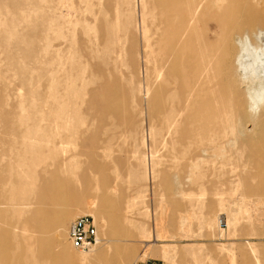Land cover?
Here are the masks:
<instances>
[{
  "label": "rangeland",
  "instance_id": "obj_1",
  "mask_svg": "<svg viewBox=\"0 0 264 264\" xmlns=\"http://www.w3.org/2000/svg\"><path fill=\"white\" fill-rule=\"evenodd\" d=\"M150 1L0 0V226L11 232V263L38 264V233L23 222L38 206L36 185L52 175L61 203L50 195L48 207L96 216L88 251L67 237L71 260L264 264V193L241 172L232 135L191 133L178 121L171 131L173 114L164 121L155 104L145 107L142 26L158 25ZM223 118L232 119L214 121ZM246 173L264 179V168ZM64 183L85 205L67 203Z\"/></svg>",
  "mask_w": 264,
  "mask_h": 264
},
{
  "label": "bare ground",
  "instance_id": "obj_2",
  "mask_svg": "<svg viewBox=\"0 0 264 264\" xmlns=\"http://www.w3.org/2000/svg\"><path fill=\"white\" fill-rule=\"evenodd\" d=\"M147 6L154 17L158 16V25L156 33H150L149 26H142L145 107L155 104V112L164 121L173 114L176 125L171 131L178 129V121L191 133H210L212 138L232 135L228 143L238 149L241 172L250 180L259 181L256 191L264 193L263 177L246 173L248 164L257 171L264 168V0H151ZM246 94L252 102L250 108H260L258 119L245 107ZM228 101L231 109H217ZM181 110L187 111L184 119L178 118ZM229 114L231 120L214 121L217 115ZM247 124L251 125L249 130L245 128ZM167 126L168 123L164 128ZM3 178L0 171V205L8 203L2 193ZM36 186L33 197L38 206L23 225L38 233V238L33 239L39 247L38 264H73L74 260L89 264L90 254L69 258L73 253L67 224L79 214H90L96 219L94 213H61L48 207L50 195L61 203L62 185L52 175L43 177ZM63 186L68 204L85 205L86 197L75 194L69 183ZM55 244L62 247L58 254L53 250ZM10 249L11 232L0 226V264H13Z\"/></svg>",
  "mask_w": 264,
  "mask_h": 264
},
{
  "label": "built area",
  "instance_id": "obj_3",
  "mask_svg": "<svg viewBox=\"0 0 264 264\" xmlns=\"http://www.w3.org/2000/svg\"><path fill=\"white\" fill-rule=\"evenodd\" d=\"M220 228H225L223 220L220 221ZM69 239L73 247L78 251H87L97 242V229L93 218L90 215L76 217L69 228ZM149 264H163L149 263Z\"/></svg>",
  "mask_w": 264,
  "mask_h": 264
}]
</instances>
